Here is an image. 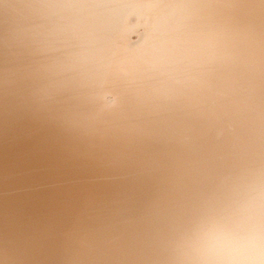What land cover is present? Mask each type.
Returning a JSON list of instances; mask_svg holds the SVG:
<instances>
[{"label": "bare ground", "instance_id": "bare-ground-1", "mask_svg": "<svg viewBox=\"0 0 264 264\" xmlns=\"http://www.w3.org/2000/svg\"><path fill=\"white\" fill-rule=\"evenodd\" d=\"M0 264H264V0H0Z\"/></svg>", "mask_w": 264, "mask_h": 264}, {"label": "rangeland", "instance_id": "rangeland-1", "mask_svg": "<svg viewBox=\"0 0 264 264\" xmlns=\"http://www.w3.org/2000/svg\"><path fill=\"white\" fill-rule=\"evenodd\" d=\"M142 4H145L146 2H141ZM132 17V16H131ZM142 19V18H141ZM140 18H137V20H141ZM143 20H145L144 18H143ZM135 23V25L133 24V22ZM129 23V24H128ZM126 24V26L128 25V26H131V25H134L133 27L131 26L130 28H128V31L129 32H127V34H126V37H127V39L129 40V42H132L133 40V42H135L136 41V39H137V35H139V34H141L142 32H143V30H140L139 28H135L137 25H138V23H136V20L135 19H129V21L127 20V23H125ZM140 24V23H139ZM121 26V25H120ZM133 28V29H132ZM138 29V30H137ZM131 30V31H130ZM136 31V32H135ZM139 31V32H138ZM142 31V32H141ZM131 32V33H130ZM138 32V33H137ZM136 36H135V35ZM131 35V36H130ZM107 100V99H106Z\"/></svg>", "mask_w": 264, "mask_h": 264}]
</instances>
